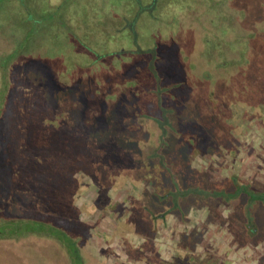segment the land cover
I'll return each instance as SVG.
<instances>
[{"label":"trees","instance_id":"trees-1","mask_svg":"<svg viewBox=\"0 0 264 264\" xmlns=\"http://www.w3.org/2000/svg\"><path fill=\"white\" fill-rule=\"evenodd\" d=\"M50 1L52 4L48 5L50 7L53 5V10L55 7L60 9L64 6L63 0ZM36 2L37 0H14L4 4V9H11L7 11L8 16L1 14L0 9V17L3 20L7 19L8 23L19 24L21 27V32L15 33L14 27L8 31L7 23L0 34V90H3L0 96V123L4 127H10L7 119L12 115L7 114V110L11 107L4 97L7 94L5 92L17 88L28 73L36 80H29L33 83V92L27 99L28 107L25 112L18 113L21 132L31 133L34 136L35 129V134L44 132L51 134L48 150H51L52 144L57 145L60 147L61 155H68L65 146L68 139H75L78 133H86L84 146L87 148L86 152L90 160L85 169L82 167L83 174L87 175L99 190L98 198L87 210L116 211V223L111 234H100L107 245L106 248L97 249L100 254L95 253L89 248L93 225L79 219V211L76 212L73 209V195L71 199L64 198V211L56 205H49L44 198H41L43 189H46L45 186L50 183L59 185L58 183L62 180H64V188L69 189L71 195L73 192L71 193L70 189H77L78 185L70 184L69 175L67 180L64 176L59 178L50 173L43 175L44 170H49L48 165L38 166L36 169V164L26 159L24 162L21 160L22 164L18 166L12 161L13 155H5L3 163L5 178L21 177L18 179L19 189L17 190L23 189L27 194L33 190V198L31 201L28 199V206H25L24 211L15 214L5 212L15 206L13 204L15 194L11 190H9L12 193L11 197L6 202L8 205L5 206V203L0 200V208H2L0 209V246L7 243L12 247H24V249L33 250L32 254L36 256L33 244L51 245L53 256L58 254L60 259L64 260V264H108L107 256L119 258V255L110 247L114 238L118 237L119 245L129 260L124 264H228L225 259L218 261L209 254L206 256L200 254L195 250V245L189 237L176 243L174 253L169 259L162 258L154 240V232L157 216H161L170 209L154 213L150 210L149 203L146 204L142 199L140 201V198L129 194L125 197V201L129 204L125 205L126 211H124L125 208H121L122 203L112 200L107 192L110 189L120 188L128 181L138 184L134 175L142 178L149 176L157 192L172 190L167 189L170 187L169 184H164L162 181L160 187L155 185L161 179L152 171L159 170V161L155 158L157 155L151 159L147 158L150 157V153H147L141 138L144 132L149 134L151 139L154 138L156 129L151 130V125H154L159 118H163L164 111L175 116L172 122L173 117L169 119L170 133L167 145H172L170 142L172 136H179V134L186 144L192 145L196 138L207 142L206 140H210L213 136V132L222 129L230 130L234 112L238 107L242 108L244 119L263 115L264 0H195L194 4L189 0H128L126 6L117 14L124 16V24L129 18L134 45L138 44L136 24L142 12L145 14L144 11L147 10L146 14L150 16L157 5L164 6V16L156 18L162 25L166 24L172 28L173 17L189 26L202 25L199 32L191 29L186 35H179L178 44L174 37L177 33L169 31L170 36L168 35L165 40L169 39L175 46H181L180 49H175V54L173 51V56L171 51L167 50L170 63L173 62V67L168 68L172 72L169 76L168 72L161 70L158 64L161 63L165 47H159L158 50L150 47L149 55L144 62L147 65L145 66L147 76L152 79V86L148 87L149 93H153L154 90L156 92V95L151 98L155 107L154 111L152 108L151 111L140 110L141 108L137 107L139 106L137 100H140L137 92L131 91L136 96L134 100H131L132 93L125 92L129 88L123 90L124 85L121 84L123 87L115 88L111 92L109 89L102 91L103 97L100 99L96 98V95L90 96L91 93L84 88L82 79L75 80L77 63L71 64L69 68L66 67L67 73L68 71L70 73L66 74L65 80L64 69L53 73L44 65V62L54 60L64 64V48L59 47L64 43V18L56 15L41 28H32L35 21L39 20L38 17L35 18V14L40 15L41 12L36 9ZM17 8H20L21 12H18ZM32 13H35L33 17ZM209 14L212 18V26L208 25L210 30L207 28L208 23L202 22V17ZM214 24L223 25V29L215 28ZM186 39L188 45L183 47L182 43L186 42ZM101 44L104 43H97L96 49L104 52L107 44L104 46ZM136 47L137 45L134 47L135 52H142ZM82 66L85 68L86 65L82 62ZM177 85L181 87L178 88ZM183 86L187 87L185 92L190 89L192 95L195 90L202 91L200 93L201 110L196 111L194 101L190 102L182 98L183 92L180 89ZM121 90L124 92L120 93ZM21 97L25 98L24 95ZM92 107L96 109L89 110ZM134 107L139 109L136 110ZM116 108H119V113L115 117L112 134L100 132L97 135L96 131L100 128L98 123L111 124L112 121L109 120L108 115L112 114ZM28 111L33 115L32 118L28 119L30 115ZM144 114L150 117L145 123L139 119ZM95 122L97 125H94ZM171 124L175 125V128L172 127L173 130ZM108 128L107 125L103 130L106 132ZM161 135L158 133L157 137L161 139ZM90 136L94 139L88 140ZM97 138H99L98 141ZM25 139H27L26 136ZM149 140L147 139L146 143L149 144ZM183 145L184 143L180 141L178 147L181 148ZM162 146H160L161 150L164 148ZM24 147L25 145L14 142L13 152H9L16 154ZM178 155L182 159L178 161L179 170L183 174H188L186 182L196 183L195 174L202 172L191 169L190 162L184 159L182 153ZM99 157L103 158L97 161ZM182 163H184L183 168H181ZM48 180L52 181L47 182ZM12 181L14 182V179ZM162 183L165 187L161 185ZM1 185L10 186L4 183ZM201 186H199L201 189H196V194L201 195L202 199L234 198L243 194L248 196L251 202H264V191L252 190L244 183L239 184L234 190L207 189ZM14 189L16 190L15 187ZM171 192L178 197L193 194L191 189L177 188ZM152 196L159 201L156 194L151 195L150 198L153 200ZM134 236L139 237L140 241L137 243L133 241ZM45 258L49 257L45 256Z\"/></svg>","mask_w":264,"mask_h":264},{"label":"rangeland","instance_id":"rangeland-1","mask_svg":"<svg viewBox=\"0 0 264 264\" xmlns=\"http://www.w3.org/2000/svg\"><path fill=\"white\" fill-rule=\"evenodd\" d=\"M13 1L0 0L1 14L5 16L9 15L7 11L11 9H4L3 5ZM63 1V7L60 9L55 7L53 10V5L52 7L48 5L52 4L50 0H37L35 6L36 9H39V12L41 11L40 15L32 13V17L35 14V18H39L38 21H35L36 23L32 28H41V26L47 24V21L55 18L56 15L64 18V43L59 46L64 48V64L54 62L56 61L54 60L51 61L52 63L44 62V65L49 67L53 73L64 69L65 80L66 74L70 73L69 71L67 73L66 67L69 68L71 64L77 63L75 80L82 79L84 88L91 93L90 96L96 95V98L100 99L103 97L102 91L109 89V92H111L113 89L121 88L123 87L121 85H124L123 90L129 88L125 92L132 93V90L137 92L140 98V100H137V105H139L137 107L141 108L140 110L146 111L152 108L153 110H151L154 111L155 107H153L151 98L156 95V92L154 90L153 93H149L148 87L152 86V79L147 76V67H145L147 65L144 62L149 55L150 47H154L156 50L159 47H165L161 63L158 64L161 70L168 72L169 76V73L172 72L168 68L171 69L173 67V62L170 63L167 50L169 49L168 51H171L173 56V51L175 54V49L181 48V46L178 47L170 43L169 39L165 40L168 35L170 36L169 31L177 33L174 37H176V43L178 44L179 35H186L191 29L194 32H199L202 25L195 24V26H189V24L179 19L177 20L176 17L172 18V21H174L172 28L166 24L162 25L156 18L157 16H164V6L157 5L150 16L146 14L147 10L144 11L145 14L142 12L136 24L138 30L136 40L138 44L134 45L129 18H127L128 21L124 24V16L117 14L126 6L128 0ZM189 1H192L193 4L195 3V0ZM17 9L18 12H21L20 8ZM125 17L128 16L125 15ZM165 17L170 18L169 16ZM202 18V22L208 23L207 28L210 30L209 27L212 26L210 14ZM7 23V19L3 20L0 17V34H2V29L5 28ZM217 25L214 24L215 28L219 27L223 29V25ZM13 27L15 33L21 32L19 24H7L8 31ZM211 31L213 30L211 29ZM111 35L112 37H110ZM185 41L182 43L183 47L188 45L187 39ZM99 42H103L104 44H101L103 46L107 44V49L104 52L96 49L98 48L96 44ZM136 45V48L141 49L142 52H135L136 49L134 47ZM164 60L165 62L163 63ZM82 62L86 65L85 68L82 66ZM26 77H24L23 82L17 88H12L10 91L7 90L5 92L7 94L4 95L6 102H9L11 107V109L7 110V114L10 113L9 115L12 116H9L7 119L10 127H4L0 123V162L3 161L0 163V200L6 206L8 205L6 202L11 197V194L14 193L15 200L13 204L16 206L12 209H7L5 212L15 214L16 212L24 211L25 206H28V199L31 201L33 198V190L28 194L23 189L17 190L19 189L18 179L21 177L17 176L13 178L15 184L12 181L13 179L5 178L3 168L5 155H13L11 156L12 161L18 166L22 164L21 160L24 162L26 159H30L33 164H36V169L38 166L45 167L48 165L49 170H44L42 172L43 175L50 173L59 178L64 176L65 180H67L69 175L70 178L68 180L70 184L78 186L77 189H70L71 193L73 192L70 195L69 189L64 188V180L58 183L59 185L57 183H50L45 186L46 189H43V196L41 198H44V201L49 205H56L64 211V198L71 199L73 195V209L76 212L79 211V219L93 225L89 248L93 249L95 253L100 254L97 249L106 248L107 245L103 242L100 234H111L116 223L117 212L112 210L104 212L102 209L87 210L98 198L99 190L94 182L87 175L83 174L84 170L82 167L85 169L87 162L90 160L86 152L87 148L84 146L85 139L87 138L85 136L86 133H78L75 139H68L65 145L68 155H61L60 147L57 145L52 144L51 150H48L51 134L47 132L35 134V129L34 136L31 133L24 134V132H21L18 113L25 112L28 107L27 99L33 92V83L29 80H36L30 77L28 73ZM177 86L178 88L181 87L180 85ZM186 88V86H183L180 89L183 92L182 98L184 97L190 102L194 101L196 111L201 110L200 93L202 91L195 90L192 95L190 89L185 92ZM121 92L124 91L121 90ZM2 93L3 90L1 89L0 96ZM22 95L25 98H22ZM134 97L136 96L132 93L131 100H134ZM137 107L134 108L137 110L139 109ZM94 109L92 107L89 110ZM123 109L126 110L125 108ZM118 113L119 108H116L112 114L108 115L109 120L112 121L111 124L105 122L98 123L100 128L96 131V134L99 135L100 132L108 135L112 134L111 132L114 131L113 123ZM29 114L28 119L33 117L31 112ZM162 116L163 118H159L154 125H151V130L156 129L154 138L151 139L146 132L142 134L141 138L144 141V148L148 154L150 153V157L147 158L151 159L155 157L154 155H157L155 158L159 161V170L152 171L156 173L154 174L155 176H159V179H161L155 185L160 187V182L162 181L164 184H169L170 187L167 189L172 190L157 192L158 190H155L156 188L151 181L152 179H149V176L142 178L139 175H134L136 176L135 180L139 182L138 184H132L128 181L118 189H110L107 192L108 196L114 201L121 202V208H125V205L129 204L125 201V197L131 194L134 197L140 198V201L142 199L146 204L149 203L150 210L154 213L170 209L161 216L158 214L156 231L154 232L157 249L164 259H169L173 255L178 241L189 237L190 241H193L195 245V250L203 256L209 254L210 257H215L218 261L225 259L228 261V264H264V202H251L249 201V197L243 194L234 198L224 199H202L201 195L196 194V189H201L199 187L201 185L207 189L221 188L234 190L241 183L248 185V188L252 190L264 191V108L263 117L255 116L250 119H244L242 108H236L230 130L225 131L222 129L221 131L213 132V136H211L210 140H206L207 142H203L204 140L200 139L198 141L196 138L194 140L195 143L192 145L186 144L180 134L179 136H172L173 142L170 141L172 145H167L170 133L168 127L170 124L169 119L173 116L169 115L166 111H164ZM149 118L147 114L139 117L143 123L147 122ZM174 119L175 116L171 122ZM174 124L177 125L175 122ZM94 125H97L96 122ZM107 125L109 128L105 132L103 129ZM171 125V129L172 127L175 128V125ZM196 125L198 124L196 123ZM158 133L162 134L160 136L161 139L157 137ZM25 136L27 139H25ZM90 139H94V137L90 136L88 140ZM147 139H150L149 144L146 143ZM98 140L99 138H97ZM180 141L184 143L181 148L178 147ZM14 142L25 145L16 154L9 152H13L12 145ZM160 146L164 147L163 150L160 149ZM179 153H182L184 159L190 162L191 169L202 172L201 174H195L196 183L186 182L188 174H183L179 170L180 163L178 161L181 159L179 158ZM102 158L99 157L97 161ZM5 161L8 160L5 159ZM183 167L184 163L181 165V168ZM10 168L12 171L11 164ZM160 169H162V173ZM49 181L52 180H48L47 182ZM2 183L4 185L9 184L10 186L3 187ZM161 185L165 187L163 183ZM177 188L191 189L193 194L183 197L182 195L179 197L178 195L175 196L171 191H175ZM152 194H156L159 197V201L154 196H152L154 198L152 200L150 198ZM124 211H126V208ZM70 212L72 213V209ZM133 241L137 243L140 241V238L134 236ZM33 245L36 256L32 254L33 250L30 251L18 246L12 247L5 243L4 246H0V264H64V260H61L58 254L53 256L51 245ZM110 247L119 255V258H115L112 255L107 256L108 264H124L126 261L129 262L121 245H119L118 237L114 238ZM40 254L49 258H45V256Z\"/></svg>","mask_w":264,"mask_h":264}]
</instances>
